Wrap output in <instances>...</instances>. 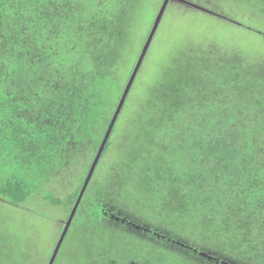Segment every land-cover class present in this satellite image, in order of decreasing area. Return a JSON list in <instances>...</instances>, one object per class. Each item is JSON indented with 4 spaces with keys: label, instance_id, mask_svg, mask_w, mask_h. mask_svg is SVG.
Wrapping results in <instances>:
<instances>
[{
    "label": "trees",
    "instance_id": "obj_1",
    "mask_svg": "<svg viewBox=\"0 0 264 264\" xmlns=\"http://www.w3.org/2000/svg\"><path fill=\"white\" fill-rule=\"evenodd\" d=\"M218 1L240 22L255 11L248 30L264 37V0ZM148 5L0 0V209L42 198L63 213L60 238L143 49L131 54ZM177 47L128 96L55 264H109L129 245L142 264H189L195 242L223 245L207 264H264V52L206 38ZM71 178L61 196L50 188ZM30 244L0 211V264L49 263Z\"/></svg>",
    "mask_w": 264,
    "mask_h": 264
},
{
    "label": "rangeland",
    "instance_id": "obj_2",
    "mask_svg": "<svg viewBox=\"0 0 264 264\" xmlns=\"http://www.w3.org/2000/svg\"><path fill=\"white\" fill-rule=\"evenodd\" d=\"M161 7V0H149L148 13L143 18V26L139 27L135 46L131 51V54H135V56L136 53L138 54L140 52L137 58L141 54V49L138 51V46L143 39H145V44L152 27L153 17L156 19ZM154 10L155 12H153ZM188 10L191 11L188 12ZM246 14L241 13V19L244 22H240L238 21V17L236 18L237 20L233 17L235 13H233L231 5L224 3L221 5V2L218 0H204L201 2L197 0H170V4L162 18L159 29L138 74L136 84L133 85L129 94L130 101L128 102L131 103V99L135 97V92L141 93L154 84L159 72L161 73L162 69L173 58L179 42L184 38H195L198 40L206 38L208 42L215 41L218 45L228 48L240 47L241 42H245L249 46L247 50L250 51V55L255 54L256 50H263L264 52V37L251 36V31L248 30L247 26L248 24L253 26L252 24L257 20L259 15H256L255 11H248ZM246 16H249V19H245ZM253 20L255 21L253 22ZM149 28L150 30L148 31ZM251 46H253L254 50ZM131 66L125 69V74L129 73ZM141 77H143V80H141ZM124 127H126V122L121 125V132H123ZM116 146L118 151H120L121 144L116 142ZM118 160L120 161L121 158L118 157ZM86 165H88V160H85L81 167L78 166L76 168L73 176L74 179L78 178L80 176L79 174L85 171ZM108 173L109 169H103L101 170L102 175L99 174L97 176V178L102 179L101 185L104 190L109 185L107 178H105ZM72 178L59 181L55 187L50 188L56 194L58 193L57 195L61 196L57 190L69 187ZM64 195L62 194V197ZM41 200L42 198L33 200L35 201L33 205L32 202L29 203L34 210L32 208L30 210L29 206L24 210H15L11 206H5L3 208L2 206L0 211L12 229L23 235L29 244L30 242L33 244V248L29 249V251L36 252L40 258L46 259V257L50 258L54 252L59 239L60 225L64 222L61 210L58 211L56 207H50L42 203ZM67 249L72 255L74 254L71 246ZM65 258L66 260L64 262L67 263L70 256H65ZM33 263L41 264V260L35 258Z\"/></svg>",
    "mask_w": 264,
    "mask_h": 264
},
{
    "label": "snow or ice",
    "instance_id": "obj_3",
    "mask_svg": "<svg viewBox=\"0 0 264 264\" xmlns=\"http://www.w3.org/2000/svg\"><path fill=\"white\" fill-rule=\"evenodd\" d=\"M83 2V0H81ZM99 2V0H97ZM169 0H161L162 6L165 10H167ZM103 7V4L100 5ZM161 16H163V12L160 13ZM156 27L158 28L159 25L157 24ZM153 37L155 36V31L151 34ZM149 45H151V40L147 41ZM145 53L147 52V49L144 50ZM143 65V59L138 58L137 65L133 68V75L129 77V84L125 87L128 91H131L132 84L136 82L137 74L140 73V68ZM141 80H143V77H141ZM0 95H2V92H0ZM121 103L118 105L119 109H123L124 104L123 101L127 100V93H123ZM117 117H119L120 113L117 111L115 113ZM113 121V125H114ZM111 133H109L110 135ZM125 211H135V209L128 208L127 205H124ZM67 233H65L66 235ZM61 245L63 244V241L61 240L59 242ZM223 247L222 244L217 245H210V244H201L199 242H195V245L192 249V254L189 255L187 253L184 254L185 260L189 262V264H207V261L211 259V257H206L205 254L210 251H219ZM57 254H60V249H56ZM65 256H70L71 253L68 249H65L64 251ZM53 261V264H55V257H50ZM146 259L140 255V249L137 246L129 245L121 249H117L116 252L109 257V264H142V261ZM235 259V258H234Z\"/></svg>",
    "mask_w": 264,
    "mask_h": 264
},
{
    "label": "water",
    "instance_id": "obj_4",
    "mask_svg": "<svg viewBox=\"0 0 264 264\" xmlns=\"http://www.w3.org/2000/svg\"><path fill=\"white\" fill-rule=\"evenodd\" d=\"M169 3H170V0H169L168 4H169ZM161 12H163V16H164L166 10L163 8V6L161 7V9H160V11H159V13H158V15H157L155 21H154V24H153V26H152V29H151L150 33H149V36H148V38H147V40H146V42H145V44H144V46H143V49H142V51H141V54H140V57H139V58H142V59H143V63H144V60H145V58H146V56H147V53H148V51H149V49H150V46H151V45H149V44L147 43V41L151 40V44H152V42H153L155 36L153 37L151 34H152L153 31H155V35H156L157 30L159 29V27L157 28L156 25L158 24V25L160 26V24H161V21H162V18H163V16L160 15ZM145 49H147V52H146V53H145V51H144ZM137 63H138V61H137ZM136 65H137V64H136ZM141 67H142V66H141ZM140 69H141V68H140ZM132 75H133V73H132ZM137 75H138V74H137ZM128 84H129V82H128ZM128 84H127V85H128ZM133 84H134V83H133ZM133 84H132V87H133ZM131 89H132V88H131ZM123 93H127V97H128L129 94H130V91H128L127 88H125V90H124ZM127 99H128V98H127ZM121 100H122V98H121ZM121 100H120V103H121ZM125 102H126V100L123 101V104H125ZM120 103H119V104H120ZM121 110H122V109H119V108L117 107L115 113H117V111H119V113H121ZM117 119H118V117L114 114V117H113V119H112V122H111V124H110V127L108 128V131H107V133H106V135H105V137H104V140H103V142H102V144H101V147H100V149H99V151H98V153H97V155H96V157H95V159H94V162H93V164H92V166H91V168H90V170H89V172H88V175H87V177H86V179H85L84 185H83L82 190H81V192H80V194H79V197H78V199H77V202H76V204H75V206H74V208H73V210H72V213H71V215H70L68 221H67L66 224H65L64 230H63V232H62V234H61V236H60V238H59V240H58V243L56 244V247H55V249H54V252H53V254H52V256H51V257H55V261H56L58 255H59V254H57L56 249L59 248V249L61 250L62 245H63V244L61 245L59 242L62 240L63 243H64V241H65V239H66V236H67V234H68V232H69V229H70V227H71V224H72V222H73V219H74V216H75V214H76V212H77V209H78V207L80 206V203H81V201H82V199H83V197H84V195H85V193H86V190H87V188H88V186H89V184H90V182H91V180H92V178H93V176H94V173H95V171H96V168H97V166H98V164H99V162H100L101 156H102V154H103V152H104L105 146H106V144H107V142H108V139H109V137H110V135H111V134L109 135V133H112V130H113V128H114V125H115ZM113 121L115 122L114 125H113ZM65 233H67V234L65 235ZM48 264H53V261L50 259V261H49Z\"/></svg>",
    "mask_w": 264,
    "mask_h": 264
}]
</instances>
